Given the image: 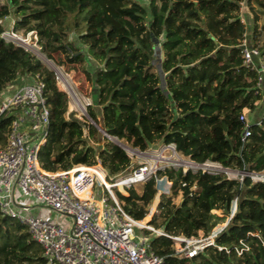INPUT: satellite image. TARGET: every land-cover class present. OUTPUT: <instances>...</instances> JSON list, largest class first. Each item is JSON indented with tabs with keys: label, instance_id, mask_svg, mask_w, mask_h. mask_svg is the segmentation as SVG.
Listing matches in <instances>:
<instances>
[{
	"label": "trees",
	"instance_id": "1",
	"mask_svg": "<svg viewBox=\"0 0 264 264\" xmlns=\"http://www.w3.org/2000/svg\"><path fill=\"white\" fill-rule=\"evenodd\" d=\"M243 2L257 26L264 0H149L147 7L136 0H7L0 5V96L19 78L32 82L39 75L44 82L50 126L39 161L49 172L99 160L108 177L125 174L132 159L98 125L141 152L174 144L200 165L264 172V116L242 142L240 116L262 101L239 47L247 32ZM10 17L15 32L37 34L48 60L83 68L93 89L87 111L96 125L68 116L69 95L59 89L55 71L3 38ZM254 33L257 45V27ZM157 47L164 56L160 65L154 62ZM13 118L0 119V149ZM165 177L182 190V200L177 205L161 195L150 223L169 235L208 236L232 216L235 201L237 210L217 247L193 259L177 258L171 239L155 237L152 247L164 264H264V182L171 167L146 182L142 194L133 188L118 193L126 212L143 221L158 197L156 182ZM0 264H46L27 227L1 211Z\"/></svg>",
	"mask_w": 264,
	"mask_h": 264
},
{
	"label": "built area",
	"instance_id": "2",
	"mask_svg": "<svg viewBox=\"0 0 264 264\" xmlns=\"http://www.w3.org/2000/svg\"><path fill=\"white\" fill-rule=\"evenodd\" d=\"M245 8L243 2L240 16L247 32L239 47L245 46L241 49L243 64L256 74V94L263 99L264 49L250 39L253 20ZM3 38L32 55L41 53L35 32L23 34L10 27ZM249 113L250 110L245 109L240 116L245 125L243 143L251 136L253 124L248 119ZM10 114H14V118L8 141L0 149V211L27 227L32 239L42 247L46 264H164V258L152 247L155 237L171 239L174 254L179 259H193L208 248L217 247L216 239L225 228L203 237L169 235L151 221L134 219L119 200L122 188L144 185L160 170L173 167L171 157L178 155L174 144L163 145L156 155L125 178L108 177L99 160L95 165H77L70 170L49 172L39 161L50 126L45 84L39 75L8 99L0 101V119ZM260 123L259 120L254 124ZM192 163L205 167L204 172L219 173L220 164ZM237 177L240 181L250 177L253 182H264V172L242 171ZM234 204L233 214L237 201ZM42 211L69 219L70 224L65 228L60 222H51L41 216Z\"/></svg>",
	"mask_w": 264,
	"mask_h": 264
},
{
	"label": "rangeland",
	"instance_id": "3",
	"mask_svg": "<svg viewBox=\"0 0 264 264\" xmlns=\"http://www.w3.org/2000/svg\"><path fill=\"white\" fill-rule=\"evenodd\" d=\"M136 1L138 3L145 5L146 7L149 5V0H136ZM6 3H7V0H0V5L6 4ZM245 12L249 15L248 17L250 18L251 21L254 20V14L250 12L248 8H245ZM256 14H258V16L260 17V20L257 26L254 23H252V26L250 27L249 32L252 33L250 35L255 36L254 31L256 30V27H257V30H258L257 35L259 37L257 45L260 47H263L264 46V31L262 30V27L264 24V11L257 8ZM13 20L14 18L12 17L8 18V22H9L8 27L12 26ZM149 20L150 19H148V22ZM34 56L40 61H42L44 65L48 67L50 70L55 71L57 78H58L57 82H58L59 89L63 92L68 93L70 102H69L67 115L68 116L73 115L75 118L79 119L80 121H85V119H88V121L91 122L90 118L88 117L89 115H88L87 108L89 105H93V89H92L91 83L88 81L84 73L83 68L81 66H76V67L57 66L54 62L48 60L42 53L34 54ZM163 58L164 56H163V52L161 51V47H157L156 59L154 61L155 64L160 65ZM56 59L58 61L59 59H64V57L61 55H57ZM86 67L87 69H90L89 66H86ZM23 79H24V82H27L26 84H30L32 77H24ZM66 83H68V86ZM263 116H264V98L262 99L261 102L258 103V107L256 108V110L248 114V119L250 120L252 124H254L258 120V118L260 119ZM113 142L116 144L120 142L121 144L128 147L131 151H127V153L132 159V165L129 168V170L121 176L110 177L113 180L130 176L133 170L136 169L141 163L145 162L147 159L152 158V156L156 155L157 151L159 152L161 148H163L162 144H158L156 146H153L146 152H141L139 149L132 148L125 141H119V140L114 139ZM171 160L172 162L170 163L173 164V167L182 168L184 169V171L191 169L197 172L205 168L202 166H194V164L192 163V160L189 157H185L179 152H178L177 157L172 156ZM218 166H219V169L217 171H219L220 173H224V172L229 173L228 176L232 179H237L238 174H241L242 172L238 170L226 169L222 165H218ZM103 170L105 171L106 175H108V172L104 168ZM162 180L163 182L160 183V181ZM169 182L170 181L166 177L157 180L156 188L158 191V197H156L154 203L151 205L149 214L143 220V222H150L152 220V217L157 212V205H158V202L160 201L161 195L164 194L169 197H172L173 202L177 205H179V203L181 202L182 190L179 188V186L176 188H173L172 182L170 183ZM131 188L135 189L136 192L139 194H142L144 191L143 184L131 186L129 189ZM119 190H115V192L117 193V191ZM121 191L123 192L122 195H126L128 193L127 188H122ZM96 194H97V191H96ZM104 194L105 193H103V195ZM99 196L100 195H97V197ZM234 208H235V204H234L233 210ZM34 214L36 215V213ZM214 214L222 216L220 211H214ZM41 216L45 219H49L51 222H60L61 224H63V227L65 228H67V226L70 224L69 219H64V218L61 219V218H58L54 214L51 215V213L43 212ZM230 219L231 217L224 219V221L220 225H218L213 230V232H217L219 229H222V228H228L230 226ZM199 235H200L199 237H203L204 233L200 232Z\"/></svg>",
	"mask_w": 264,
	"mask_h": 264
},
{
	"label": "crops",
	"instance_id": "4",
	"mask_svg": "<svg viewBox=\"0 0 264 264\" xmlns=\"http://www.w3.org/2000/svg\"><path fill=\"white\" fill-rule=\"evenodd\" d=\"M8 23V21H7ZM10 28V27H9ZM27 82H24V79L23 78H19L18 80H16V82H14L12 85H10L7 90L5 92L2 93V95L0 96V101L2 100H5V99H8L9 97H11L19 88H21L22 86L24 85H27L26 84ZM260 119H258L257 121H259ZM256 121V122H257ZM43 212H46V211H42L41 214ZM48 213V212H47Z\"/></svg>",
	"mask_w": 264,
	"mask_h": 264
},
{
	"label": "water",
	"instance_id": "5",
	"mask_svg": "<svg viewBox=\"0 0 264 264\" xmlns=\"http://www.w3.org/2000/svg\"><path fill=\"white\" fill-rule=\"evenodd\" d=\"M245 48V46H242L241 47V49L243 50ZM89 117V116H88ZM90 118V117H89ZM90 120H91V122H92V124H94V125H96V123L90 118ZM98 127H99V129H100V131L105 135V136H107L110 140H112V141H114V139L111 137V136H109L99 125H98ZM117 145L118 146H120L123 150H125L126 152L127 151H131L129 148H127V147H125L123 144H121L120 142L119 143H117ZM225 173V172H224ZM226 174V173H225ZM236 210H237V207H236ZM236 210H235V212H236ZM234 215V214H233ZM233 216H231V218H232ZM231 220V219H230Z\"/></svg>",
	"mask_w": 264,
	"mask_h": 264
},
{
	"label": "bare ground",
	"instance_id": "6",
	"mask_svg": "<svg viewBox=\"0 0 264 264\" xmlns=\"http://www.w3.org/2000/svg\"><path fill=\"white\" fill-rule=\"evenodd\" d=\"M125 146V145H124ZM126 147V146H125ZM128 148V147H127ZM186 161V160H185ZM163 182V180L162 181H160V183H162ZM107 183V182H106ZM170 183V182H169ZM107 185H109L110 186V184L109 183H107Z\"/></svg>",
	"mask_w": 264,
	"mask_h": 264
}]
</instances>
